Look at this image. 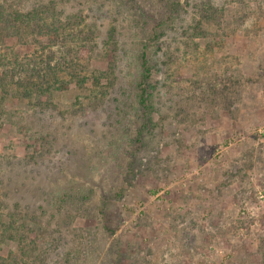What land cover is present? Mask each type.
I'll list each match as a JSON object with an SVG mask.
<instances>
[{
	"label": "rangeland",
	"instance_id": "374dc122",
	"mask_svg": "<svg viewBox=\"0 0 264 264\" xmlns=\"http://www.w3.org/2000/svg\"><path fill=\"white\" fill-rule=\"evenodd\" d=\"M57 1L88 16L97 47L83 87L58 90L49 105L9 95L2 107L0 258L264 264V0H213L224 16L205 24V38L191 30L200 0L163 25L152 0ZM144 52L156 109L140 132ZM110 59L115 74L96 85ZM231 81L241 98L214 100L210 87Z\"/></svg>",
	"mask_w": 264,
	"mask_h": 264
},
{
	"label": "trees",
	"instance_id": "16d2710c",
	"mask_svg": "<svg viewBox=\"0 0 264 264\" xmlns=\"http://www.w3.org/2000/svg\"><path fill=\"white\" fill-rule=\"evenodd\" d=\"M31 1L32 4L27 5L26 2L19 0H0V115L9 95L49 105V101L58 90L83 87L88 81V77L81 72L86 67L85 62L95 54L97 47V31L88 22V16L80 12H68L57 0ZM116 2L121 5L130 4V0ZM152 3L157 7L152 13L158 18L162 17L159 18L160 25L165 24L163 21L171 19L174 14L186 10L191 4L188 0L187 5L182 0H152ZM191 6L189 8L198 15L194 19L195 25L191 28L192 35L205 38L208 36L205 24L210 25L214 22L220 24L224 11L213 0H200ZM167 14L168 17L165 19ZM241 18L244 20V16ZM29 43L37 46L33 53L28 52ZM112 43L116 45L117 41L114 40ZM17 44L24 49L22 53L17 52ZM141 66L142 72L137 82L136 94L142 119L140 132L154 127L156 109L153 104L152 88L155 86L151 83L152 68L146 52L142 55ZM115 69V60L110 59L108 70L94 77L95 84L99 85L102 78L110 79L115 74ZM230 83L222 90L211 86L209 91L212 98L216 100L223 95L234 93L236 100L240 99L242 91L239 92L237 81ZM103 93L106 94V91ZM138 142L141 144V139ZM137 152L135 150L130 153L128 169L130 173L134 170ZM122 194L123 192H117L118 196ZM105 205L104 201L100 209L103 213V222L105 228L114 233L106 224L109 220ZM258 253H260L258 257L261 256V260H264L263 245L260 246ZM0 264L18 262L13 257H1ZM112 264H119V260H113Z\"/></svg>",
	"mask_w": 264,
	"mask_h": 264
}]
</instances>
